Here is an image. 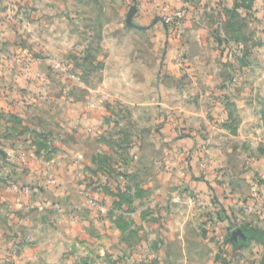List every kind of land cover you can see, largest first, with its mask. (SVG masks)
Masks as SVG:
<instances>
[{"label":"rangeland","instance_id":"rangeland-1","mask_svg":"<svg viewBox=\"0 0 264 264\" xmlns=\"http://www.w3.org/2000/svg\"><path fill=\"white\" fill-rule=\"evenodd\" d=\"M258 1L0 0L31 24L14 61L34 84L27 106L5 112L0 76V160L29 148L48 187L65 165L89 199L106 197L105 241L76 245L72 264H264L261 180L243 176L264 127L261 87L245 91L264 78ZM184 135L195 148L181 154ZM219 171L229 198L195 183Z\"/></svg>","mask_w":264,"mask_h":264},{"label":"crops","instance_id":"crops-1","mask_svg":"<svg viewBox=\"0 0 264 264\" xmlns=\"http://www.w3.org/2000/svg\"><path fill=\"white\" fill-rule=\"evenodd\" d=\"M261 4L262 0H259L258 5L261 6ZM14 11L13 8L0 10V76L9 85L8 95L3 103L6 105L5 112L27 106V98L30 97L29 89L34 87L31 82L33 79L29 76L31 73L28 74L27 70L22 69L14 61L15 54L22 51L18 43L26 40L25 30H29L31 24L21 15H15ZM186 25H189L187 20ZM181 50L180 55L185 56L186 46L183 45ZM186 59L187 57L183 60ZM251 75L248 76V82L245 85L251 90L245 91L252 92V88L260 86L264 101V78L261 75ZM237 81L240 80L237 79ZM251 96L256 98L252 94ZM17 111L25 116L21 110ZM260 118L264 121V109ZM28 129L36 135L41 133L40 129H34L30 125ZM252 134L257 133L252 132ZM257 139L258 137H255V144L259 145ZM260 140L262 142L261 149L258 150L260 152L254 158L248 159L247 167L243 168L245 173L243 176L245 175L248 182L261 180L259 184H252V191L255 195L263 197L260 203L264 206V127H261ZM29 142H32L29 138L24 141L25 144ZM174 143L181 154L195 148V143L190 136H181ZM11 146L14 147L11 151L8 148L4 149L8 156L7 162L0 160V264H72V261L68 259L73 257L70 252L76 245L95 246L103 243L106 239L104 231L109 224L107 220L99 218L96 210L87 206L90 198L87 192L89 187H86V184H80L81 177L63 165L59 171L60 185L48 187V178L44 174L41 156L39 157L29 148L25 150L13 144ZM35 147L34 149L41 150V145L38 148ZM197 163L198 160L193 158L189 164L193 168V165ZM225 173L226 171H219L214 175L193 173V176L195 183L205 187H209L210 184L217 196L229 198L226 190L218 184L226 177ZM16 186L31 187L32 192L24 195L15 190ZM207 189H203L204 195L207 192L213 194L212 189ZM98 197L104 205L107 203L104 193ZM247 205L252 204L247 203ZM258 235L254 233V236Z\"/></svg>","mask_w":264,"mask_h":264},{"label":"built area","instance_id":"built-area-1","mask_svg":"<svg viewBox=\"0 0 264 264\" xmlns=\"http://www.w3.org/2000/svg\"><path fill=\"white\" fill-rule=\"evenodd\" d=\"M261 13H262V16H263V22H264V0L262 1V5H261ZM163 16V15H162ZM172 18H169V19H165L167 22H169ZM176 19L178 20L179 24H183V20H184V14L182 11H178L177 12V17ZM165 21V22H166ZM263 39H264V36H263ZM56 183V182H54ZM15 190L16 191H19L21 193H23L24 195H29L31 192H32V189L31 187H28V186H25V187H18L16 186L15 187ZM256 192V191H255ZM87 206L90 208V209H93V210H96L97 214L99 216H106L107 213H108V208L104 205H102L98 200L96 199H89L88 200V203H87Z\"/></svg>","mask_w":264,"mask_h":264},{"label":"water","instance_id":"water-1","mask_svg":"<svg viewBox=\"0 0 264 264\" xmlns=\"http://www.w3.org/2000/svg\"><path fill=\"white\" fill-rule=\"evenodd\" d=\"M240 232L242 233V232H244V230H243V229H238V230L234 231V232H233V236H235V234L240 233ZM244 233H245V232H244ZM247 233L250 234V235L252 234V233H249V232H247ZM245 234H246V233H245ZM253 235H254V234H253ZM242 237L245 238L246 235H244V236L242 235ZM245 239H246V238H245Z\"/></svg>","mask_w":264,"mask_h":264},{"label":"flooded vegetation","instance_id":"flooded-vegetation-1","mask_svg":"<svg viewBox=\"0 0 264 264\" xmlns=\"http://www.w3.org/2000/svg\"><path fill=\"white\" fill-rule=\"evenodd\" d=\"M242 235L244 236V235H246L244 232H240V233H237V234H235V236L234 237H239V238H243L242 237ZM247 236V235H246ZM242 240V239H241Z\"/></svg>","mask_w":264,"mask_h":264},{"label":"trees","instance_id":"trees-1","mask_svg":"<svg viewBox=\"0 0 264 264\" xmlns=\"http://www.w3.org/2000/svg\"><path fill=\"white\" fill-rule=\"evenodd\" d=\"M227 51L229 52V49H225V52L227 53Z\"/></svg>","mask_w":264,"mask_h":264}]
</instances>
